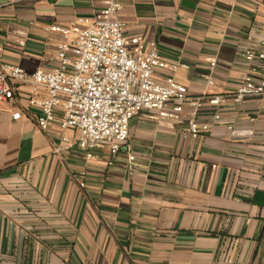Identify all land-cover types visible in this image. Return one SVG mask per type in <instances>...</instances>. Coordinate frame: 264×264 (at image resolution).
<instances>
[{
  "label": "crops",
  "instance_id": "obj_1",
  "mask_svg": "<svg viewBox=\"0 0 264 264\" xmlns=\"http://www.w3.org/2000/svg\"><path fill=\"white\" fill-rule=\"evenodd\" d=\"M119 3L126 36L144 35L166 61L190 65L175 74L190 97L226 100L196 116L187 107L181 122L145 112L117 155L101 148L89 159L78 133L62 128L61 109L49 131L37 127L29 102L43 94L18 85L0 113V264H264V100L232 99L249 73L243 53L264 41V0ZM103 7L0 0V63L55 69L62 38L49 27ZM194 117L210 127L197 139L187 133Z\"/></svg>",
  "mask_w": 264,
  "mask_h": 264
},
{
  "label": "built area",
  "instance_id": "obj_2",
  "mask_svg": "<svg viewBox=\"0 0 264 264\" xmlns=\"http://www.w3.org/2000/svg\"><path fill=\"white\" fill-rule=\"evenodd\" d=\"M121 9L119 0H104V7L92 16L79 18L70 26H50L49 31L62 38L53 70L27 74L20 67L0 63V113L4 104L14 99L18 85L30 83L33 97L43 94L29 102L30 108L38 110L37 127L49 131L57 121L56 110L61 109L62 128L78 133L77 145L90 159L101 148L117 155L127 145L131 121L145 112L156 111L159 120L181 122L187 107L196 116L205 103L219 106L225 102L224 96L190 97L175 79L180 69L190 65L166 61L144 35L126 36V24L119 18ZM257 46L260 49L242 55L249 73L232 97L235 103L248 97L264 100V41H258ZM208 62L213 71L217 62ZM160 73L166 74L163 81ZM207 83L214 85L211 76ZM23 116V111H15L12 119L18 121ZM220 119L217 114L215 120ZM209 129L194 117L187 133L197 139ZM229 130L234 136L252 135L249 130ZM129 159L135 160L133 155Z\"/></svg>",
  "mask_w": 264,
  "mask_h": 264
}]
</instances>
